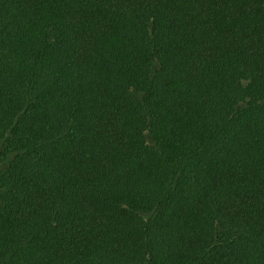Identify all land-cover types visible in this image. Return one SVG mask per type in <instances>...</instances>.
<instances>
[{"label":"trees","instance_id":"1","mask_svg":"<svg viewBox=\"0 0 264 264\" xmlns=\"http://www.w3.org/2000/svg\"><path fill=\"white\" fill-rule=\"evenodd\" d=\"M0 264H264V0H0Z\"/></svg>","mask_w":264,"mask_h":264}]
</instances>
